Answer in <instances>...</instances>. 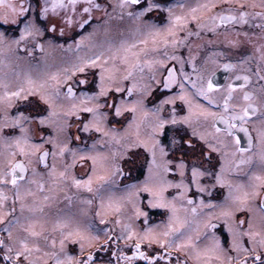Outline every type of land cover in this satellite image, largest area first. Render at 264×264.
<instances>
[{
	"label": "snow or ice",
	"instance_id": "6c2138e0",
	"mask_svg": "<svg viewBox=\"0 0 264 264\" xmlns=\"http://www.w3.org/2000/svg\"><path fill=\"white\" fill-rule=\"evenodd\" d=\"M94 12L102 14L97 19L103 28L98 25L76 40V49L85 39L99 41L107 45L110 55L103 62L102 54L78 57L72 65L73 76L88 68L99 69L98 91L82 92L79 104L65 107L61 101V85L71 78L68 68L39 80L28 73L21 78L19 72L13 73L15 79L7 73L0 76V231L7 234L6 240L0 239V264H47L48 260L52 264H264V0H196L195 4L181 0L175 4L164 0H0V25L19 30L11 39L0 31V52L11 51L13 45L19 50L22 43L29 50L28 40L58 29L60 36L66 29H84ZM153 13H166L162 26L154 22ZM114 18L130 21L124 31L137 37L134 42L123 38L115 42L108 27ZM193 35H210L208 45L222 46L203 57L199 68L191 47L187 59L176 54ZM206 46L196 45L198 49ZM35 47L43 50L39 43ZM220 57L229 61L220 65L225 70L237 65L241 69L223 84L209 71V65ZM168 61L177 62L179 69L168 67ZM186 64L195 78L185 72ZM129 80L130 86L123 85ZM78 83L85 85L88 80ZM174 85L178 92L164 96L151 108L146 106L154 92L172 91ZM113 88L129 96L136 93L137 99L129 104L111 96L109 102ZM64 95L76 99L71 86ZM177 100L186 114L178 116L173 107L170 116L163 115L165 106ZM17 102L30 106L27 114ZM84 113L90 118L85 119ZM125 113H131V119L123 126L119 118ZM113 114L114 121L110 119ZM72 116L76 117L75 142L81 140L80 133L93 130L101 134L100 139L91 146L70 147L73 125L68 118ZM112 123L121 125L123 131L106 127ZM169 125L173 130L165 144L161 137ZM237 132L247 137V148L241 147ZM97 144L108 145V151H97ZM141 148L147 154L148 173L139 184H124L125 173L118 161ZM69 153L70 163L65 161ZM212 153L219 154L218 171ZM257 161L259 170L253 171ZM78 162L84 169L79 176L74 171ZM241 171L248 175L247 183H235L228 175ZM170 173L180 179L169 180ZM189 174L190 183H186ZM204 177L214 178L212 187L227 188L224 201L217 205L201 200L187 207L194 204L186 196L190 185L200 193L208 191L201 184ZM120 185H124L123 195L117 194ZM168 188L179 190L170 200L164 196ZM46 189L49 193L74 190L64 198L77 211L46 214L45 207L55 199L44 194ZM141 192L148 194L150 207L167 209L166 223L149 226L147 213L137 204ZM257 197L258 215L252 209ZM128 205L133 214L123 217ZM205 208L220 211L204 218L198 209ZM111 214L115 219L109 221ZM140 217L145 218L144 226L135 227ZM215 220L223 221L227 247L212 231L217 228ZM69 242L79 246L78 255L69 253Z\"/></svg>",
	"mask_w": 264,
	"mask_h": 264
},
{
	"label": "rangeland",
	"instance_id": "374dc122",
	"mask_svg": "<svg viewBox=\"0 0 264 264\" xmlns=\"http://www.w3.org/2000/svg\"><path fill=\"white\" fill-rule=\"evenodd\" d=\"M175 1H177V0H175ZM189 4H191V3H189ZM109 11H111V9ZM118 14H119V10L114 15H118ZM98 25L101 29L103 28L102 21H98L95 24H93L90 29L83 31L81 34H79L76 37H72L68 42H65V43L46 41V43H45L46 44L45 45L46 52H45V54L40 55L38 57V59L36 58V59L29 60L25 54H23V55L18 54V52L16 51V46H14V45L11 46V49H12L11 51L0 52V61H2V63H0V76H4L7 73L10 78L15 79V76L13 75V73L19 72L21 74V78L23 77V75L25 73H28L34 79L39 80L42 78H46V76L51 74V73L63 72V70L65 68H68V69H70L69 76L71 78L66 83H62V85H61V101L63 102L65 107L69 106L72 102L79 104L82 92L92 94L93 92L98 91V89L96 88V84L99 82V69L98 68H88L87 69L88 71L86 70L87 74H83V76H78L76 73L73 76L71 74L72 65L78 62L77 61L78 57H80V58H84V57L95 58L96 55L102 54L101 62H103V59L107 58L110 55V52L108 51L107 45H103L99 41L90 42L89 40L85 39V41L81 44L80 49L79 50L76 49L75 41L79 40L82 36L86 37L87 34L89 32H92L94 28H97ZM129 25H130V21H128L127 19H125L124 21H121V20L114 18L111 21H109L108 27L110 29H112L111 36L115 40L116 43H119V40L121 38L127 39L130 43L134 42L137 39V37L133 36L130 32L124 31L125 29H127L129 27ZM0 31H2V30L0 29ZM118 32H122L123 36L121 37L120 35H118ZM5 35L9 39L13 38V37H9V35L6 33H5ZM61 44H62V47H60ZM70 45H71V50H69ZM216 51L217 50H214V51L211 50L208 52L204 51L202 53L196 54L195 55L197 58L196 59V66L199 68L200 64L202 63L203 57H207ZM218 51H220V50H218ZM222 58L223 57H220L216 64H210L209 65V71L213 70ZM111 63H112V61L109 60V66L111 65ZM90 70H93V72ZM147 74H148L147 70H145V75L147 76ZM95 75H96V77H95ZM138 75L139 74H137V76ZM157 75L159 76V73H157ZM192 77L195 78V75L193 74ZM81 79H87L88 83L85 85L79 84L78 81ZM131 83H132L131 80L123 81V85H125V86H130ZM68 86H71L72 89H75V92L73 91L74 96L76 97L75 101H71V100L67 99L64 95L67 92ZM186 87H189V86L186 85ZM178 91H179L178 85H174L172 91L164 90L163 93L158 92V91L154 92L153 96H149L147 98L146 106L148 108H151L154 103H158L159 99H163L164 96L174 95ZM111 96H115L117 98V100L125 99L129 104H131L132 101L137 99L136 93H133L131 96H129L126 91L124 93H116L114 88L111 90L109 102H111ZM196 99L198 100L199 103L207 106V104L204 103L201 98H196ZM36 100H37V98H36ZM36 100H34V101H36ZM89 106H91V105H89ZM41 107L43 108L46 106L41 105ZM173 107L177 108V115L178 116H182V115L186 114L187 109L184 107V105L181 101L177 100L175 102V105H166L165 106V111H164L163 115L170 116L171 109ZM22 110H24L25 113L27 114V112L30 110V106H27L26 108H22ZM102 111H108V110L102 109ZM82 115L84 116L85 119L90 118L89 114H87V113H84ZM125 117H127V119H125ZM125 117L119 118L121 121V125H123V126H126L128 123V120L131 119V113H125ZM68 119H69V122L72 123V125H73V127H72L73 142L70 144V147H72V148L83 147V145L85 143H87L88 146H91L94 141L100 139L101 134L96 133L93 130L90 133H83V132L80 133L81 140L79 142H75L74 137L76 135V133H75L76 117L72 116V117H69ZM110 119L113 121L115 120L114 114L112 117H110ZM121 125H116V124L112 123V124H107L106 127H114L115 126L122 132L123 127ZM34 127L35 126L33 125V128ZM81 127H82V125H81ZM172 130H173L172 126L169 125L166 129L165 135H163L164 137L163 136L161 137V139L163 140V142L165 144L168 143V137L171 135ZM34 136L38 139V134L34 133ZM197 143H199V142H197ZM108 147L109 146L106 144H97L96 150L100 151V152H107ZM146 156H147V154L143 153L142 148L141 149H132L130 157H125L123 160L118 161L120 163L121 167L123 168L124 173H125L126 178H124V184H139L140 182H142L144 180L145 176L148 173V164H147V160L145 159ZM212 157H213L212 164L214 165V169L218 171L219 167H220L219 154L212 153ZM48 159H49V161H47V163L50 166L52 164L51 156H49ZM65 161L69 162V163L71 162V154L70 153L65 158ZM25 163H27V162L25 161ZM57 163H58V170H59V159H58ZM89 166H90V162H89ZM244 167H247V166H244ZM258 170L259 169H258V161H257L255 163V165H253V171H258ZM74 171L78 176L84 171V169L81 168V165L79 162L77 163ZM28 174H29V176L31 175L30 170H29ZM228 175L235 183H247L248 182V178L245 177L248 175H246L243 171H241V172H230ZM167 178L169 180H174V181H178L180 179L178 174L173 175L171 173L168 174ZM185 182L190 183V174H189V179L186 180ZM214 183H215L214 178H210V177L202 178L201 184H202V186H206L208 191L200 193L197 191V189L194 185H190V187L186 193L187 198L192 199V197H195V201L192 199L194 201L193 205H195V206L197 204H199V202L201 200H203L205 204H208V203L217 204V205L221 204L224 201V197L227 195V188H223L224 189L223 197H221L220 199H216L213 196L215 194V193H213L214 187H212V185ZM123 189H124V185H120V191L117 194L123 195L124 194ZM72 191H74V190H66L65 192H60L59 190H56L55 192L49 193L46 189L44 194L52 195L55 197V199L51 202L50 207L49 206L45 207V213L50 214V213L56 212V211H59L61 213L76 212L77 207L74 205L68 204L67 200L64 198L65 195H71ZM178 191L179 190L176 188H168L164 192V196L170 200L173 196L177 195ZM209 191L211 192V195H209ZM193 192H195V194ZM9 195H11V193H9ZM83 195L87 197L90 194L84 193ZM148 199H149L148 194L141 192L139 194L138 199H137V204L139 205V207L143 211H145L147 213V220H148L149 226L166 223L167 217L169 215L167 209L150 207L148 205ZM256 201H257V198H256V200H254L252 202V209H253V213L258 215V212H257L258 211V207H257L258 205H257ZM185 204H186V202H185ZM9 206H11V201H9ZM191 206H187V207H191ZM16 208H17L16 214L20 215L19 204L16 205ZM133 211L134 210L132 209L131 205H128L124 209L122 216L126 217L129 215H132ZM199 211H202L204 213V218H207V215L209 212H211L213 215H218L220 209L219 208H216V209L205 208V209H198V212ZM181 214H183V213H181ZM25 215H28V213L26 212ZM107 219L109 221H112L115 219V215L111 214L107 217ZM144 219H145L144 217H140L136 221V224L134 226L135 227H143L144 226V224H143ZM215 221H218V222L221 221L223 223L222 220H215ZM95 223L99 224L98 218L95 220ZM112 226L113 225L110 223L109 227H112ZM212 231H214L216 233V235L223 237L220 235L219 230L213 229ZM223 231L225 232V238H221V239L223 241L225 240L224 242H228V239H229L228 234L225 231V229H223ZM118 232H119V229H117V233ZM120 246L122 248L125 247V242L121 241ZM57 247H59V242H57ZM67 250L69 251L70 254H73V255L79 254V246L74 245L71 242H69L67 244ZM91 250L92 249H86V251H91ZM127 254L131 255V252L129 251V252H127ZM189 263L191 264V261H189ZM41 264H43V261H41ZM47 264H52L51 260H48Z\"/></svg>",
	"mask_w": 264,
	"mask_h": 264
},
{
	"label": "flooded vegetation",
	"instance_id": "af4514ba",
	"mask_svg": "<svg viewBox=\"0 0 264 264\" xmlns=\"http://www.w3.org/2000/svg\"><path fill=\"white\" fill-rule=\"evenodd\" d=\"M98 2H102V0H98ZM165 3H171V4H175L178 2L175 1V0H164ZM181 2H186V3H191V4H195L196 3V0H181ZM201 2H203V0H201ZM110 10V9H109ZM259 10V9H257ZM177 13L180 12L179 9H176ZM101 13H96L94 12L93 13V19L92 21L89 23V25H87L84 29H80L79 27H74L73 29L71 30H68L66 29V32H65V35L64 36H60L59 34V29L57 30V32L55 34L53 33H46L44 36L42 37H39L37 38L36 40H28L26 42L27 44V48L29 50H25V44L22 43L19 47V50L16 49V51L18 52V54H25L29 60H32V59H38V57L40 55H43L45 54L46 52V48H45V43L46 41H50V42H60V43H65V42H68L72 37H76L78 36L79 34H81L83 31H86L88 29L91 28V26L93 24H95L96 22H98V17H101ZM152 17H155L156 19L154 20L155 23H157L158 25H163L165 23V20H166V13H153L151 14ZM0 29L5 32L6 34L9 35V37H14V36H18L19 34V30L18 28H16L15 26H10V25H0ZM192 29L194 30L195 29V25H192ZM184 33L181 32L179 33V36H183ZM209 39H212V37L210 35H202L201 37H196L195 35L191 36L189 38V40L186 42V45L183 46V47H180L179 49L176 50V54L178 55H183L185 59L188 58L189 56V47H191V51H192V54L193 55H196V54H199V53H202L204 51L208 52V51H214V50H221V47L220 45H216V46H212V45H208L207 42ZM36 43H39L41 45H43V50L39 49V48H36L35 47V44ZM197 44H204V45H207L206 47H201V48H197L196 45ZM62 45V44H61ZM229 61L227 59H225L224 57L219 61V63L217 64V66L211 70V71H214L215 72V76H214V80L219 83V84H223L226 82V79L228 78H231V77H234L235 75L237 74H240L241 72V69H240V66L237 65V67L231 71L229 70H225L224 68H222L220 65L223 64V63H228ZM232 63H236V60L233 59L231 61ZM167 66L168 67H176L177 69H179V65L177 62L175 61H168L167 63ZM185 72L189 73L190 75L193 76V71H192V67L189 66V65H185ZM88 71V70H87ZM93 72V70H90ZM83 74H87L86 72L85 73H77L78 76H83ZM166 75V73H164ZM160 75V74H159ZM96 77V75H95ZM190 87V86H189ZM73 91L75 92V89H73ZM31 99H34L36 100L35 97L31 98ZM202 99V98H201ZM38 102V100H36ZM202 101L204 103L207 104L206 101H204L202 99ZM18 105H20V102H17ZM21 109L22 108H26L27 105H20ZM15 111V109H13V112ZM220 127H223V125H219ZM251 128V126H249ZM236 135L239 137L240 141H241V147H244V148H247L249 145H248V140H247V137L245 136V134L243 132H237ZM251 135L253 137H255L256 133L253 131L251 132ZM164 137V136H163ZM243 138V139H241ZM47 161H49V159H47ZM248 178V176H245ZM213 193H215L213 196L216 198V199H220L221 197H223V194H224V189L221 188L220 186H216L213 188ZM195 194V192H193ZM192 199L195 201V197H192ZM257 205L259 203V197H257V201H256ZM191 207H195V205H192ZM258 207V206H257ZM258 212V211H257ZM237 215H242L241 213H237ZM216 224H217V228L216 230H219L220 231V235L223 236L221 238H225V232L223 231L224 227H223V223L221 221H214ZM0 228H3V225L0 224ZM0 239H7V234L0 231ZM223 240L221 239V243L222 245H224L225 247H227V242H222ZM175 255H179L178 253L175 254ZM183 259V257H181ZM190 264V263H189Z\"/></svg>",
	"mask_w": 264,
	"mask_h": 264
},
{
	"label": "water",
	"instance_id": "95a60500",
	"mask_svg": "<svg viewBox=\"0 0 264 264\" xmlns=\"http://www.w3.org/2000/svg\"><path fill=\"white\" fill-rule=\"evenodd\" d=\"M241 139H243V138H241ZM248 140V139H247Z\"/></svg>",
	"mask_w": 264,
	"mask_h": 264
}]
</instances>
